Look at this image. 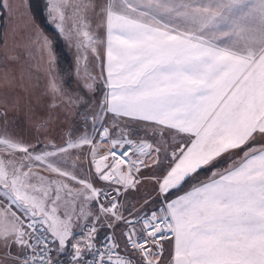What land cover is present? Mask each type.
I'll list each match as a JSON object with an SVG mask.
<instances>
[{"label":"snow or ice","instance_id":"1","mask_svg":"<svg viewBox=\"0 0 264 264\" xmlns=\"http://www.w3.org/2000/svg\"><path fill=\"white\" fill-rule=\"evenodd\" d=\"M67 4L68 0H54L49 15L71 39L64 27ZM7 6L0 0V7ZM95 6L94 0L75 4L79 25L73 24L77 48L91 47L93 53L96 41L87 30L86 14ZM99 14L106 27L108 91L94 119L112 113L114 118L153 122L162 140L159 145L143 139L137 142L121 130L120 138L112 139L107 153L97 159L99 145L86 134L76 141L69 139L55 151L36 153L34 145L0 132V264H54L47 239L37 233L42 228L50 233L62 251L73 235L72 213L67 209L74 210L81 197L89 201L110 195L57 167L51 158L58 154L91 146L99 179L127 191L140 183L136 174L141 168L158 163L162 151L168 153V130L188 134L190 143L171 145L173 166L157 181L163 194L222 154L245 147L257 137L264 139V0H105ZM43 47L51 63L54 58L47 37ZM79 62L80 58L78 66ZM94 79L87 76L84 87L92 90L93 84L87 80ZM49 91L53 107L57 98L69 103L81 99L69 96L55 78L49 81ZM47 123L42 121L38 128ZM100 137L109 139L110 129L104 127ZM125 145L128 149L117 156L115 149ZM130 152L136 159L129 158ZM34 162L45 163L50 172L82 187L73 189L63 180L49 181L33 172ZM120 192L117 188V195ZM61 201L66 208L63 218L57 215ZM99 210L115 221L124 220L115 196L109 207L101 203ZM160 211V215L152 212L143 219L146 237L142 240L134 238V228L125 233V247L139 254L141 264H161V233L165 231L174 240L169 264H264V144L248 147L238 162L214 172L207 182ZM95 231L94 226L89 231L84 245L88 250L94 247ZM107 247V264H133L116 252L115 237L109 238ZM13 248L20 250L13 253ZM72 248V259L80 264V242ZM98 255L95 264H105V253Z\"/></svg>","mask_w":264,"mask_h":264},{"label":"rangeland","instance_id":"2","mask_svg":"<svg viewBox=\"0 0 264 264\" xmlns=\"http://www.w3.org/2000/svg\"><path fill=\"white\" fill-rule=\"evenodd\" d=\"M19 1L22 0H3V2L8 6L1 7L3 14L0 18V114L3 115H0V132L6 133L7 135L10 133L16 135L18 133L24 134L39 131V129H37V120L33 118L34 114L30 115L28 118L21 117V119L17 122L14 121L16 117L13 116L12 112L4 102V100H6L7 92L5 71L9 68H15L19 66L26 71H34L35 69L33 68L36 66V59H34V55H32V52H29V50H36V47L39 48V45L41 44L39 50L45 52L47 56L49 52L45 47H43V38L47 37L51 46L53 45V51L51 50V53L55 54V56H53L54 59L52 60L51 65L49 63L48 66L51 77L55 78L62 89L69 96L73 97L74 100L76 97H80L81 99L76 102L77 106H75L73 103H69L67 99H65L63 102H59V98H57V106L55 107L52 106L53 102L49 101H47L46 104L43 103L36 106L37 101L29 99L30 104H26L25 111H35L39 114V112L42 110L39 116L40 122H38V124H41L42 121H47L48 123L46 127L41 128L40 130L46 128L47 130L53 132L61 131V135L63 137L62 141L64 143L66 142L64 135H67L68 132L88 131L91 133L90 123L82 118V114H91L95 117L96 114L100 112L99 97L103 94V78L101 77L99 71L100 64L99 60L97 59V52L102 47V41L100 37H102V34L105 30V28L102 27L104 18L101 14H99L100 8L103 6L104 1L94 0L96 5L95 8L92 10L89 9L86 14V19L88 22L87 30L93 35V38L96 41V43L93 45V47L96 48L95 53L92 52L91 47L84 49L77 48V37L73 30V24L76 23L79 25V19L74 14V1L68 3L67 7L64 9V27L67 32L71 33V39L67 38L61 33L57 27V23L59 22L58 20L54 21L52 19L51 21L50 18H48L49 8L47 5L45 6L46 23L51 28L56 29L60 33L58 47H56L55 41L49 36V34L33 21L28 10L29 7L27 0H25V2L23 1L22 7ZM84 56L87 57L85 64L82 63V61L85 60ZM78 58H80L79 66L77 65ZM29 65L30 67H27ZM23 66L26 67L24 68ZM89 75L95 78L94 81L87 80L88 83L93 84L92 90H88L84 87L86 83V77ZM32 77L37 78L41 89L43 84L41 80L39 81V77L36 76V74ZM31 82L32 78L30 79L29 84H31ZM12 87L15 90H18L16 83H12ZM44 90L48 91V88L45 85ZM31 94L34 93L31 92ZM48 98L53 100L52 93H50ZM34 106L38 109H35ZM92 123H94V120ZM114 125V123H110L109 126H107L111 128V132L113 133L116 131L113 128ZM129 125L131 126L133 123H130ZM121 130L126 131V128L120 127V131ZM177 141L179 142V140ZM65 144L63 146H65ZM260 144H264V139L257 137L249 145L240 149H235L234 151L226 153L221 157H217L210 164L205 165L202 169H198L196 173H193L191 176L187 177V181H182V185L173 188L174 193L180 192L184 189L191 191L194 186H198L199 184L207 182L210 178H212L214 172H222L229 168L233 162H238L239 158L243 156L244 151H246L248 147L258 146ZM60 157L62 159V162L60 163L62 169H64V171L70 172L71 167L73 166V162L70 160V150L66 154H60ZM46 177L49 181L63 180L73 189H79L82 187L78 182L61 177L58 174L50 171L47 173ZM173 189L169 190L167 193L160 194L159 184L157 185L153 183L151 188H145L140 196L139 193H135L132 200H130L129 203L128 201L126 202L127 205L132 206L131 208L134 209L131 217L132 221H135V218H140L141 216H150L152 212H156L160 207H166V199L168 198L167 194H170ZM150 195L151 197L148 198ZM146 198L147 200L142 202V200ZM81 208H83V213H81ZM65 210V205L63 201H61L59 203L57 215L63 218ZM67 210L72 213L71 230L73 235L66 242L62 251H58V240H55V251L56 253L69 251L71 253L70 256H73L74 249L72 248V244H75L78 241L82 242L83 244H86L87 242L84 226L85 223L88 222L87 211L89 208L87 201H84L83 197H81L76 201L74 210L73 207H69ZM157 214L159 215L160 213L157 212ZM122 216L124 219L128 217V215H126L127 217L124 215ZM112 222L116 226H119L120 223H124L123 228L128 232L132 228L135 229V232L138 231V226L136 223L129 225L122 221L114 220ZM162 245L163 255L161 258V264H169L173 253L174 240L171 239L169 242H164ZM15 249H17L16 251H19L18 248ZM85 250L87 249H84L83 247L81 248V255L85 253Z\"/></svg>","mask_w":264,"mask_h":264},{"label":"crops","instance_id":"3","mask_svg":"<svg viewBox=\"0 0 264 264\" xmlns=\"http://www.w3.org/2000/svg\"><path fill=\"white\" fill-rule=\"evenodd\" d=\"M23 1L25 2V0L19 1L21 7L23 5ZM72 1H74L76 4L80 0H68V3H71ZM103 1L105 3V0H103ZM53 2H54V0H45V6L47 5V7L49 8V4L53 3ZM28 10H29V8H28ZM29 12H30V10H29ZM2 14L3 13H2L1 7H0V18L2 17L1 16ZM30 14H31V12H30ZM48 18H50L51 21L53 19V17L50 15H48ZM32 19H33V17H32ZM33 21H34V19H33ZM0 26H1V23H0ZM102 27L105 28V30L102 34V37H100L101 41H102V47L97 52V55H98L97 59L99 60V64H100L99 71H100L101 77L103 78V83H102L103 84V91H102L103 94L99 97V108H100L101 102L104 99L105 93L108 91L107 86L105 84L107 72H106V67H105V65H106V27L104 25V22H103ZM59 35H60V33H59ZM40 47H41V44L39 45V48L36 47V50H29V52H32V55H34V59H36V61H35L36 66H35V68H33V69H35L34 71H26L23 68H21L20 66L15 67V68H9L8 70L5 71V74H6V80L5 81L7 83V92H6V100H4V102H5V105L12 112L13 116L16 117L14 119V121L17 122L21 119V117L28 118L30 115L34 114L33 118L37 120V129H39V131L34 132V133H24V134L18 133L16 135L13 133H10L9 136L16 139V140H20V141L24 142L25 144L34 145L36 153H40L43 151H55L56 147H63V145L66 143V142L64 143L62 141L63 137L61 135V131L60 132H53V131L47 130L46 128L42 129V130H40L41 128H38V125H40V123L38 124V122H40L39 116H40V113L42 110L39 112V114L36 113L35 111H31V112L25 111L26 104L27 103L30 104L29 99H33V100L37 101L36 106H38L39 104H43V103L46 104L47 101L53 102L52 99L48 98L50 96V93H51L49 91V81H50V79H52L51 74H50V70L48 69V66L50 63V56H49V54H47V56H46L45 52H42L41 50H39ZM50 47H51V50L53 51V45L51 46V44H50ZM53 56H55V54H52V57ZM46 59H48V60H46ZM82 63L85 64L86 60H83ZM50 65H51V63H50ZM23 67L25 68L26 66H23ZM27 67H30V65ZM35 74H36V76L39 77V81L41 80V82L43 84V87H41V89H40L39 82H38L37 78L32 77V76H35ZM31 78H32V82H31V84H29V81ZM12 83H16V87H18V90H15L12 87ZM44 85L47 86L48 91L44 90ZM31 92L34 94H31ZM73 104L75 106H77L76 103H73ZM34 108L38 109L35 106H34ZM82 115H83L82 118L87 120L90 123L91 133H89L88 131H83V132H81V131L72 132L71 131V132H68L67 135H64V138H66V141H68L69 139L76 141L79 137L86 134L89 138L93 139L94 144L99 145V151L97 154V159L99 158V156L106 154L107 149L111 146L110 141L112 139H119L120 138V132H121L120 127L126 128L125 132L128 134V136H127L128 139H132V140H135L137 142L139 140L143 139V140H146L148 143H152L154 145H159L161 140H162L160 131L154 130V128H156L157 126H155L153 124V122H146V121H142V120L135 119L132 117H116V118H114V114H112V113L104 114L103 119H94V116H92L91 114H82ZM93 120H94V123H92ZM110 123L115 124L113 128L116 131L113 133V132H111V128L108 127L110 129V137H109V139L102 141L101 137H100V133L103 131V128L109 126ZM130 123H133V125L130 126L129 125ZM118 126H119V130H118ZM165 138L167 139V142L169 145L168 153H165L162 151L159 154L160 159H159L158 163L152 164L149 162V167L141 168L140 172L138 174H136L137 178L140 180V183L137 184L135 189H128L123 194V204H122L123 207H122V209H120L119 213L121 215H124L125 217H127L126 215H128L129 218L127 217L126 220H132L131 217H132V213L134 212V209L131 208L132 206L127 205L126 202L128 201V203H129L130 200H132V198L134 197L135 193H139V196H140L142 191H144L145 188H151L153 183L158 185L157 181L162 180L163 177L170 170L171 166H173V161H172L171 156H170V153L173 150L171 145H174V144H181L182 145L184 142L190 143V138H189L188 134L180 133L177 135L175 130H168L166 132ZM177 140H179V142ZM173 142H174V144H173ZM234 150H230L227 153H230L231 151H234ZM225 154L226 153L222 154L221 156H223ZM20 155L21 154H19V153L17 154V159L20 158ZM137 155H139V154H137ZM221 156H219V157H221ZM133 158L136 159V155H133ZM140 158L141 159H147L146 157H143V156H141ZM70 160L73 162V166L71 167L70 173L77 176L78 179H86L89 182H91L94 185V187L99 188L102 191L107 187L106 181L99 179L98 175L96 174L95 165L93 163V158L91 155V146L83 145V146L76 148V149H70ZM51 162L55 163V165L57 167H60L62 169L61 164H60L62 162L60 154H58L55 158H51ZM31 166H32L33 172H37L42 176L46 177L47 173H49V171L46 168L45 163L34 162ZM202 167H204V166H202ZM25 170H27V169H25ZM62 170H64V169H62ZM186 178H185V180H186ZM33 182L35 183L37 181L33 180ZM75 182H77V181H75ZM179 185H182V182ZM194 187H196V186H194ZM188 191H190V190L184 189V190H181L180 192L174 193V189H173V191L170 194H167L168 198L166 199V202L168 203V202L178 198L179 196L184 195ZM150 197H151V195L148 198H150ZM146 200H147V198L143 199L142 202H145ZM87 204H88V208H89V210L87 211V214H88V217H87L88 220L87 221L88 222L85 223V226L87 224H91V223H95V224H98L100 226H104L105 224H107L108 222H110L112 220V217L110 214L105 216L104 214H102L100 212L99 205L101 203H99L97 201V199L96 200H89V201H87ZM103 205L105 207H107L106 203ZM0 207H3V205L0 204ZM162 208L163 207H160L156 211V213L159 212L161 214L160 210ZM13 210L15 211V209H13ZM17 214L19 215L20 213L18 212ZM123 224L120 223L119 226L118 225L115 226V230L117 231V234L119 235V237L121 238L122 241L124 239L123 238V229H124ZM85 226H84V231L86 233V236L88 237L89 232L85 229ZM98 229L99 230L95 234V235H97V237L100 234H102V232L104 231L103 227H99ZM54 241H55V239H54ZM167 241L169 242V240H165L162 242V244L164 242H167ZM84 245L85 244L80 242V247L81 248L83 247L84 249H86ZM16 250L17 249L13 248V253L17 252ZM18 250H20V249L18 248ZM87 251H88V249L85 250V253L83 255H81V257L79 258L80 261L82 260V257L87 253ZM70 255H71V253L69 251L56 253L55 242H54V258H56L59 263H64L67 261H73V259H72L73 256H70ZM138 264H141V261H139Z\"/></svg>","mask_w":264,"mask_h":264},{"label":"built area","instance_id":"4","mask_svg":"<svg viewBox=\"0 0 264 264\" xmlns=\"http://www.w3.org/2000/svg\"><path fill=\"white\" fill-rule=\"evenodd\" d=\"M128 147H129L128 145H125L123 148L117 147L115 149V151L117 152V156H119L120 153L126 151L128 149ZM108 149H107V151H108ZM129 158L130 159H134L131 152L129 153ZM108 163H111V158H109ZM123 170L126 171L127 170V166H124ZM106 183H107V187L103 190V192L110 193V195L107 196V197L100 196L97 199V201L99 203H102V204L106 203L107 207H109L112 197L115 196L116 197V202L118 204L119 211H120V209L122 208L123 194H124L125 190L122 188V186L116 185L115 183H113L111 181H106ZM117 188L121 189V192H120L119 195H117V193H116V189ZM144 218H145V216L141 217L137 221H134V223H136V225L138 226V231L136 232V236L134 238L142 240L144 237H146V232L143 229V219ZM112 221H114L113 217H112V220L110 222H108L107 224H105L104 226H100V225L95 224V223L87 224L85 226V229L88 232L90 231V229L93 226L96 229L95 233L93 234V240H92V243L94 244V247L91 250H88V252L82 257V260L80 261V264H90V262H92V264H95V262L100 259L99 255H98L99 252H104L105 253L104 260H105V264H107V254H108V247L107 246L109 245V238L110 237H115L116 242H118L119 248L116 249V252L120 256H125V257L133 260V264H137L139 261H141V257L139 256V254L135 253L130 248V246L129 247H125V243H126L125 233H128V231L126 229L123 230L124 241H121L120 237L118 236V234H117V232L115 230V225L113 224ZM121 221L125 222L126 220L124 219V220H121ZM109 225H112V226L110 227ZM99 227H103L104 231L102 232V234H100L97 237V235H95V234L99 230L98 229ZM41 234L48 241V247L51 250L50 251V255L52 256V258L54 260V264H75L74 261H67V262H64V263H59L58 261H56L54 259L53 238L50 236V234L48 232L43 231V228L41 229V233H37V235H41ZM161 235L164 237V239L162 241L172 239L171 233H169V232L165 231V232L161 233ZM149 243H151V242H149ZM113 259H115V256L113 257Z\"/></svg>","mask_w":264,"mask_h":264},{"label":"trees","instance_id":"5","mask_svg":"<svg viewBox=\"0 0 264 264\" xmlns=\"http://www.w3.org/2000/svg\"><path fill=\"white\" fill-rule=\"evenodd\" d=\"M28 7L31 12V15L34 19V21L45 30L46 33L49 34V36L55 41L56 47H58V39H59V33L51 28L46 23V15H45V0H27ZM2 16V15H1ZM203 168V167H202ZM200 168V169H202ZM199 169V170H200ZM187 179V178H186ZM187 181V180H186ZM185 182V181H184Z\"/></svg>","mask_w":264,"mask_h":264}]
</instances>
